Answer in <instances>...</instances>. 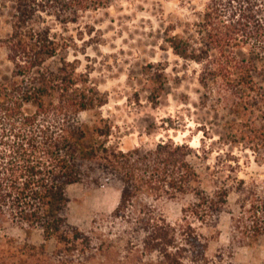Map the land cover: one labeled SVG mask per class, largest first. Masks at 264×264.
Returning a JSON list of instances; mask_svg holds the SVG:
<instances>
[{"label":"trees","instance_id":"1","mask_svg":"<svg viewBox=\"0 0 264 264\" xmlns=\"http://www.w3.org/2000/svg\"><path fill=\"white\" fill-rule=\"evenodd\" d=\"M112 1L0 0L8 27L1 44L12 65L10 76L0 78V221L18 226L26 238L34 229L42 237L38 245L6 243L0 253L27 255L25 264H81L98 255L103 264H213L206 254L209 237L195 223L216 229L221 214L229 212L232 239L258 241L264 237V179L260 184L234 179L235 212L227 208L225 182L211 191L203 186L188 143L167 139L129 150L110 143L112 123L98 114L107 97L79 71L76 59H68L76 38L54 32L50 21L66 28ZM164 40L174 54L197 65L202 104L211 101L230 116L224 138L259 153L264 0H207L197 23L182 32L165 31ZM142 73L147 99L156 105L167 82L165 67L150 62ZM88 111L97 113L92 123L80 117ZM77 182L118 189L108 216L125 222L121 235L95 245L92 231L68 221L67 188ZM187 197L173 222L142 201ZM0 264L18 262L0 259Z\"/></svg>","mask_w":264,"mask_h":264},{"label":"rangeland","instance_id":"2","mask_svg":"<svg viewBox=\"0 0 264 264\" xmlns=\"http://www.w3.org/2000/svg\"><path fill=\"white\" fill-rule=\"evenodd\" d=\"M207 0H113L108 6L86 12L66 28L50 21L56 33L72 35L74 46L67 50L69 60L76 59L79 71L106 95L100 115L112 123L110 143L123 150L137 146L153 148L160 140L188 143L194 154L191 161L200 173L203 186L211 191L225 182L230 187L227 208L236 212L235 178L260 184L264 179V148L259 153L229 143L223 136L227 112L216 109L210 101L203 105L202 89L197 81V65L173 53L164 40V32H182L201 19ZM8 30L0 14V78L10 76L12 65L1 44ZM242 53L246 54L245 50ZM154 63L165 67L167 82L159 103L147 99L142 66ZM51 66L55 60L49 61ZM264 87V79L257 77ZM97 113L83 112L80 117L92 123ZM70 197L67 217L71 224L93 232L95 245L101 238L114 239L127 228L120 218L108 216L117 203L118 189L112 185L68 186ZM185 200L144 199L163 211L169 221L180 217ZM195 225L209 237L207 256L213 264H264V237L246 245L232 239L229 212H223L216 229ZM97 234H102L101 236ZM97 236L100 238L97 239ZM25 241L38 245L41 232L34 229L26 238L24 231L10 222L0 221V252L6 243ZM54 240L48 248L54 249ZM123 244V243H122ZM122 246V245H121ZM6 248V247H5ZM27 255L0 253V259L25 264ZM39 257V256H36ZM30 260V259H29ZM35 261V260H34ZM81 264H103L98 255Z\"/></svg>","mask_w":264,"mask_h":264}]
</instances>
